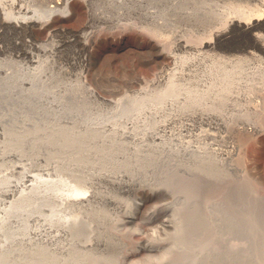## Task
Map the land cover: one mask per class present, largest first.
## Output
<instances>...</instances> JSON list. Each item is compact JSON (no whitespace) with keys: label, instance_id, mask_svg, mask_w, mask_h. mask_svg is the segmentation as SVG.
<instances>
[{"label":"bare ground","instance_id":"bare-ground-1","mask_svg":"<svg viewBox=\"0 0 264 264\" xmlns=\"http://www.w3.org/2000/svg\"><path fill=\"white\" fill-rule=\"evenodd\" d=\"M57 1L34 0L33 6L42 8L40 11L35 9L29 16L30 9L24 5L17 12L13 10L26 0H0V24L8 33H27L37 25L51 30L54 16L60 15L56 22L59 28L65 30V12L70 0ZM80 1L89 20L75 33L85 40L90 36V33H84L89 26L93 29L96 22L112 21L106 15L108 12L120 14L124 10L123 13L138 20H153L162 26H176L178 22L202 26L209 18L217 19V13L207 0ZM242 1L246 2V8L252 4L258 11L249 13L241 2L240 8L230 17L222 16L225 29L216 30L212 38L197 44L185 38L178 39L176 50L204 54L218 47L232 31H237L252 34L254 47L264 52V35L257 33L261 21H264V11H261L264 0ZM50 3L55 4L49 6ZM133 27L138 28L137 31L140 28L136 24ZM148 36H151L148 42L159 52V60L171 57L175 61L165 38L156 32ZM250 54L256 56L253 52ZM240 77L239 74H222V83L218 84L221 89L217 84L220 90L212 89L214 83H211V88L205 85L209 89H203L202 94L180 89L173 82L169 84L167 91L173 95L174 105L179 108L180 114L193 123L199 122L207 127L208 124L215 125L213 129L216 133L207 129L196 136L209 140V143L199 141L203 145L178 138V133H189L197 123L181 122V131L173 133L177 138H168L163 134L166 127L161 124L164 123L159 124L157 120L158 124L154 123L153 117V123L150 118V122H145L146 118L124 122L121 117L136 116L141 110L143 113L141 100L134 98L129 107L120 106L109 114L84 111L68 123H30L31 119L25 113L16 116L17 122H13L5 120L11 119L10 114L0 115V264H264V216L255 217V210L251 207L233 211V214L239 215L232 216L217 204L216 195L220 185L224 186L221 180L224 182L227 178L222 176L225 164L222 160H233L236 155L234 140L250 136L249 132H260L264 123L258 121L264 116V83L259 92L256 91L257 94L252 89L260 85L255 84L249 89L253 92L252 96H258V102L262 99V105L259 103L260 106L250 107L246 105L247 100H243V104L245 101L250 108L243 107L235 98L237 94L233 95L238 85L241 88ZM244 85L247 86V83ZM210 91L216 100L214 98V102L207 104ZM88 92L96 93L90 88ZM241 96H238L239 99ZM162 97L165 96L156 98ZM217 99L221 102L217 103ZM251 100L248 99L249 102ZM255 100L257 98L253 102ZM67 111L69 109H63L60 115H69ZM152 111L156 112L153 115L157 114V110ZM164 113L161 115L159 112V115H167L168 111ZM49 170L70 171L83 178L90 185L87 195L85 191L63 197L62 194L43 190L38 174ZM134 191L141 197L129 204L116 195V192ZM154 200L164 203L154 212L152 226L139 229L144 235L137 243H131V237L127 241V234H124L125 231L122 233L124 227L129 226L130 231L133 227L136 231L134 224L138 208ZM161 201L157 203L160 205ZM48 205L57 208L48 217H43L44 207ZM61 205L75 215L59 217ZM106 206H114L125 214L115 216ZM63 209L62 212L65 211ZM32 221L36 227H33ZM83 234L87 235L86 238ZM81 239L84 240L79 245ZM137 249L146 256L143 262L131 256Z\"/></svg>","mask_w":264,"mask_h":264},{"label":"rangeland","instance_id":"rangeland-1","mask_svg":"<svg viewBox=\"0 0 264 264\" xmlns=\"http://www.w3.org/2000/svg\"><path fill=\"white\" fill-rule=\"evenodd\" d=\"M53 1L58 2L57 0ZM207 1L212 4L215 13H217L215 16L217 19L211 20L209 18L202 26L195 24L187 25L180 22L176 26H162L153 20H138L133 15L123 13L125 12L123 10L120 14L106 13L108 18L112 20L109 23L96 22L93 29H90L89 26L88 30L84 32L90 33L89 38L86 40L83 36L76 35L75 33L76 30H80L85 24H88L89 20L87 19L88 13L85 10L83 11L81 7L82 2L80 0H70L69 8L65 12L67 16V30L59 28L56 22L61 18L60 15L54 16V22L52 21L51 23L53 29L51 30L48 27L37 25V27H34L35 29L27 33H8L3 25L0 24V61L2 62L0 65V115L6 116L10 114L9 117L11 119L6 118L5 120L13 122H17L16 116L25 113L29 116V120L31 119L30 123L43 124L53 121L68 123L73 122L75 115L82 114L84 111L109 114L120 106L129 107L131 106V100L134 98L141 100L144 108L143 113H141V110L140 113L139 111L136 112V114L139 113L138 115L135 114L136 116L130 115V118L134 116L131 118L133 120L129 119V117H124L125 119L121 117L123 121L125 120L124 122L139 121L141 118L145 120L146 118L145 122L152 120L151 123H153L155 119L154 123L157 120L160 122L159 124L164 123L161 125H165L166 128L168 127L164 129L167 131V133L166 131L163 132L164 135L177 138V135L174 134L181 131V122L182 124L186 123V121L189 123L193 122H191L192 120L188 121L189 118L180 114L179 108L175 107L173 95L167 91L169 84L173 82L180 89H191L194 90V94H202L203 89L209 87L211 83H214L212 89H221L222 86L218 85L222 83V78L220 77H222V74L227 73L241 75L240 79L242 81H239L240 84L242 83L240 85L241 88L238 87L239 85L237 86L241 91L235 88L233 94L234 96L237 94L235 98L238 99L241 106L248 107L246 105H249L253 107L254 105H262V99H259L258 102L256 94L259 92V87H262V83H264V52L254 47L253 42H255V39L252 34L232 31L229 36L221 40L218 47L210 49L204 52V54H198L195 51L184 52L176 50L175 46L178 39L185 38V40L190 41L192 44H197L207 38H212L211 36L216 30L225 29L226 23H224V17L228 18L237 11L240 8L241 2H243L244 7L247 5L242 0ZM34 3V0L20 2L17 4L18 6L16 5L17 8L15 7L13 10L17 12L24 5L25 8L30 9L29 16H32L35 9L40 11L42 8L33 6ZM54 4L50 3L49 6H54ZM249 7H245V10L249 13L258 11L252 4ZM59 9L63 10L61 7ZM261 11H264V7H261ZM18 15L16 14V16ZM135 24L140 26L138 31V28L134 29L133 27ZM258 29L257 33L259 32L264 35V21H261V27ZM146 31L149 33L145 34ZM139 32L142 33L140 34ZM151 32H156V34L167 40L168 49L175 56V61L171 57L158 59V50L153 48L154 46L148 42L151 38L148 35H151ZM233 47H237V51ZM252 52L256 56L253 57L250 54ZM251 77L255 79L252 80ZM259 79L260 81H258ZM212 80L214 81L212 82ZM218 80H221L220 83ZM252 81H255V83ZM248 82L251 84L250 86ZM245 83H247V86L244 85ZM255 84L260 86L254 87L256 86ZM251 86L254 87L252 91L256 93L253 95L254 97L252 96L253 92L250 91ZM88 88L94 90L96 93L92 94L88 92ZM242 94L243 96H241ZM207 95L210 96L209 99V96L206 98V102L208 99L207 104L216 100L215 97L211 96V91ZM159 96L165 97L156 98ZM238 96H241V99ZM244 96L246 99H242ZM255 98H257L255 101L258 103L253 102ZM248 99H252L253 104ZM243 100H247L246 105L245 101L243 104ZM217 101V103L221 102L218 99ZM66 108L69 109L67 111L69 115H60L63 109ZM172 108L179 115L174 113ZM151 109L157 110V114L153 115L156 112H151ZM158 110L161 115L164 112V114H167V111L168 114L161 116ZM140 114H143L142 117ZM177 116L179 117L177 118ZM152 117L154 119H151ZM181 117L186 118H183V120ZM263 117L254 120L258 119V121L264 122ZM121 118H118L119 121ZM193 124L197 126L193 128V132L190 131L191 135L189 134L190 132L178 133V138L193 140L194 145L209 143V140L203 137L198 139L196 136L207 129H212L209 132L214 133L216 131V129H213L215 125L208 124L207 127L205 124H201L203 125L201 126L199 122H194ZM174 127L175 129H173ZM261 127L262 129L258 133L249 132L250 136H244L238 140L235 139L233 146L236 147V155L233 157V160H222L225 163V168L223 167L222 170L225 177L224 175L222 176L228 179H224L225 183L221 180L224 186L220 183L219 194L217 193L216 195L218 196L217 204H219L220 209L232 216H238L239 214H233V211H242L243 207H251L253 211L255 210L253 214L255 217L261 218L264 216V123L261 124ZM168 130L171 132L168 133ZM251 165L254 166L255 170H253ZM38 179L43 190L46 189L47 192L62 194V196L64 195L63 197H67L72 193L75 194L76 192L85 193V191L87 195V191L90 188L86 180L65 170H49L44 174L39 173ZM116 195L117 198L128 204L137 199V197H141L135 191L124 194L116 192ZM158 201L160 202L161 200L145 202L138 208L135 216V229L143 230L144 228L145 230L152 226V220L155 218L154 212H157L158 206L160 208L164 203L161 201L159 205ZM106 207L115 216L125 214V211H121L114 206ZM56 208L54 205L45 206L42 212L43 217H48ZM59 208L61 209L59 217L67 218L75 215L70 210L69 212L67 209H63L62 205ZM62 209L65 211L62 212ZM32 224L35 225L36 223L32 221ZM34 225L33 227L37 226ZM126 227L129 226H125V230L123 229L122 233L125 231L124 234H127V241H129L130 237L133 241L131 243L137 240L140 241L143 238V231H138L137 229L135 231L133 227V231H130V227ZM129 232H131V235ZM82 236L86 238L87 235L83 234ZM83 240L81 239L78 242H81L79 245L82 244ZM84 244L85 241L83 242ZM135 251V254H138L133 255L131 253L132 258L136 259L137 257L136 260H139V262L146 260V256L144 257L143 253L138 249Z\"/></svg>","mask_w":264,"mask_h":264}]
</instances>
